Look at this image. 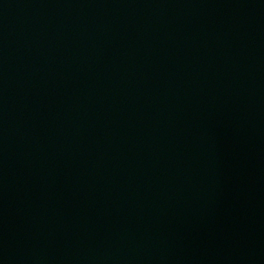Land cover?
Listing matches in <instances>:
<instances>
[{
    "label": "water",
    "instance_id": "1",
    "mask_svg": "<svg viewBox=\"0 0 264 264\" xmlns=\"http://www.w3.org/2000/svg\"><path fill=\"white\" fill-rule=\"evenodd\" d=\"M0 264H264V0H0Z\"/></svg>",
    "mask_w": 264,
    "mask_h": 264
}]
</instances>
